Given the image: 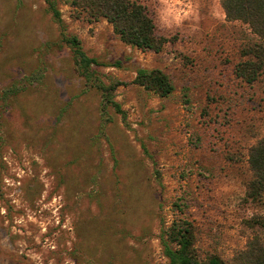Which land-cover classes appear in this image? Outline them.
<instances>
[{"label":"rangeland","instance_id":"obj_1","mask_svg":"<svg viewBox=\"0 0 264 264\" xmlns=\"http://www.w3.org/2000/svg\"><path fill=\"white\" fill-rule=\"evenodd\" d=\"M139 1L168 39L159 53L70 0L60 23L44 0H0V264H168L160 237L184 220L199 262L264 260V200L245 194L264 73L234 75L256 37L220 0ZM152 69L169 97L134 84Z\"/></svg>","mask_w":264,"mask_h":264},{"label":"trees","instance_id":"obj_2","mask_svg":"<svg viewBox=\"0 0 264 264\" xmlns=\"http://www.w3.org/2000/svg\"><path fill=\"white\" fill-rule=\"evenodd\" d=\"M57 1L44 0L52 18L60 23ZM220 5L227 21H239L247 25L256 37V41L244 47V60L234 68L237 79L252 85L264 73V0H220ZM70 6L75 17L89 23L105 20L118 39L130 47L156 54L168 43V39L158 34L153 19L139 0H70ZM70 43L81 73L88 78L90 65L95 60L85 57L75 38ZM133 82L160 98L169 97L174 91L169 77L159 69L139 70ZM247 162L251 179L246 185V197L252 202H261L264 200V137L250 148ZM164 232L160 237V245L168 264H224L215 256L205 263L196 259L191 225L186 220L172 223ZM249 258L247 264H264L258 255Z\"/></svg>","mask_w":264,"mask_h":264}]
</instances>
